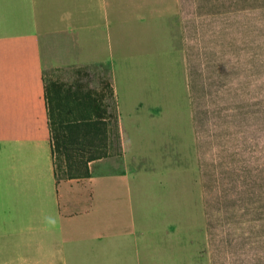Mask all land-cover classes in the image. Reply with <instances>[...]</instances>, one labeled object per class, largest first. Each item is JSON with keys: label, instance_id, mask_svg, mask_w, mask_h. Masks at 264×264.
Returning <instances> with one entry per match:
<instances>
[{"label": "crops", "instance_id": "1", "mask_svg": "<svg viewBox=\"0 0 264 264\" xmlns=\"http://www.w3.org/2000/svg\"><path fill=\"white\" fill-rule=\"evenodd\" d=\"M188 10L184 0H0V264H189L190 233L205 227L175 223L184 207L164 180L137 175L128 154L144 137L157 150V131L123 123L148 125L167 88L189 105ZM96 64L108 67L113 115L91 90L60 79ZM81 99L92 120L107 122L109 155L87 163L88 177H57L50 109L55 121L73 120ZM189 117L187 108L181 152ZM159 146L165 152L167 141Z\"/></svg>", "mask_w": 264, "mask_h": 264}, {"label": "rangeland", "instance_id": "2", "mask_svg": "<svg viewBox=\"0 0 264 264\" xmlns=\"http://www.w3.org/2000/svg\"><path fill=\"white\" fill-rule=\"evenodd\" d=\"M185 3L191 25L189 105L186 94L167 88L148 125L123 122L127 129L148 126L158 133L157 150L144 137L141 150L128 156L139 177L164 180L173 202L184 207L185 217L175 215V223L182 221L191 230L205 227L190 233L189 264H264V0ZM82 69L60 73V79L91 90L102 110L113 115L108 67ZM187 108L190 139L181 152L175 141ZM98 126L90 138L105 151L107 122ZM110 139L115 148V135ZM164 140L168 146L162 152ZM109 161L122 162L117 157Z\"/></svg>", "mask_w": 264, "mask_h": 264}, {"label": "trees", "instance_id": "3", "mask_svg": "<svg viewBox=\"0 0 264 264\" xmlns=\"http://www.w3.org/2000/svg\"><path fill=\"white\" fill-rule=\"evenodd\" d=\"M86 102L85 99H81L73 108L74 110L71 109L75 113L73 120L55 121L50 109L49 129L57 177L68 179L88 177L87 163L109 155L107 151L98 154L92 150L96 145L90 135L96 131V126L100 122L92 120V114L89 113L91 110ZM111 123V135H115L118 140L117 122L113 120Z\"/></svg>", "mask_w": 264, "mask_h": 264}]
</instances>
